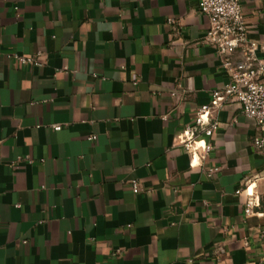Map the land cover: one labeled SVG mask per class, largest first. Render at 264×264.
Instances as JSON below:
<instances>
[{
  "label": "crops",
  "instance_id": "crops-1",
  "mask_svg": "<svg viewBox=\"0 0 264 264\" xmlns=\"http://www.w3.org/2000/svg\"><path fill=\"white\" fill-rule=\"evenodd\" d=\"M207 29L198 0H0V264H264L252 122L226 101L207 156L181 145L229 82Z\"/></svg>",
  "mask_w": 264,
  "mask_h": 264
},
{
  "label": "built area",
  "instance_id": "built-area-1",
  "mask_svg": "<svg viewBox=\"0 0 264 264\" xmlns=\"http://www.w3.org/2000/svg\"><path fill=\"white\" fill-rule=\"evenodd\" d=\"M198 11L208 20V29L203 37V43L210 47L220 66L226 72L229 82L222 89L212 93L210 106L200 107L195 115L194 124L181 134V145L186 153L193 158V163L203 159L212 150L210 143L216 123H209V111L226 101L239 104L243 116L250 120L258 131L253 137L251 148L264 152V58L258 56L264 53V46L248 38V25L242 11L241 0H198ZM169 24L174 21L169 19ZM19 64L40 66V55L24 58L13 55ZM176 97V93H171ZM54 131L61 127L54 125ZM90 137L89 140H93ZM197 144L198 150L194 147ZM201 152V155L200 153ZM196 164V165H197ZM192 166V164H191ZM133 192L139 189L132 183ZM240 193V189L236 194ZM250 203L246 213H249Z\"/></svg>",
  "mask_w": 264,
  "mask_h": 264
}]
</instances>
